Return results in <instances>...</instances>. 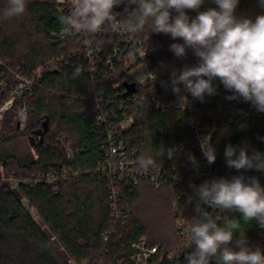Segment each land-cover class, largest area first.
Segmentation results:
<instances>
[{
    "label": "trees",
    "instance_id": "16d2710c",
    "mask_svg": "<svg viewBox=\"0 0 264 264\" xmlns=\"http://www.w3.org/2000/svg\"><path fill=\"white\" fill-rule=\"evenodd\" d=\"M7 5V0H0V13ZM215 6L212 0H205L200 10ZM121 12V7L115 9ZM69 8L59 10L50 0L28 1L26 12L22 16L10 19L0 18L1 56L10 63L12 69H19L26 75L47 60L57 56H67L74 49L81 47L78 37L70 34L61 37L66 28L62 27L58 16L67 14ZM264 9L258 6V0H240L237 15L252 18ZM190 17L195 11L188 12ZM140 35H148L167 45L161 55L165 61L174 60L177 71L185 65L194 66L197 58L189 50L185 58H179L170 51L173 40L170 35L157 34L150 30V22ZM102 47L97 61V72L91 76L85 71L84 61L70 59L68 65L46 71L38 78L34 93L25 99L28 105V120L24 130L17 126L18 107L24 102L16 99L13 108L5 114L0 140V158L4 162L7 174L33 175L45 173L50 169L60 172L68 170L67 176L61 177L56 187L46 183H20L13 187L0 177V264H71L68 258L55 247L52 235L63 248L66 255L79 263L120 264L119 260L134 251L132 243L146 237L151 246L158 245L157 254L150 264H176L171 262L167 253L180 245L182 235L177 227V220L183 217L190 228L196 216L195 204L188 203L194 197L192 185L199 186L206 180L233 176H255L264 186V172L229 168L224 156L228 144L233 146L249 145L256 151L264 152V117L254 123L243 124L239 120H230L227 107L224 110H205L204 118L208 123L216 122L219 130L212 138L216 150V161L210 175L195 173L188 155L198 156L193 146L191 128L186 122V114L178 108L157 110L143 107L130 100V93L139 92V87L131 83L129 68L114 60L113 71L106 64L112 55L113 47L118 44L115 37L97 36ZM77 65L82 66L80 74L74 75ZM217 91L230 95L219 80L214 81ZM93 86L100 93L102 108H114L109 121L119 119L125 112L134 116V123L127 130H120L119 136L128 148L137 150L138 168L142 157H152L156 166L146 171L161 170V174L171 179L173 175L182 178L181 183L168 181L156 187L148 180H141L137 185L122 188V201L131 208L125 225H118L121 235L119 241L106 242L104 233L111 225L110 189L106 175L99 170L105 160L103 145L107 139V124L96 119V112L88 88ZM0 103L5 93L0 90ZM222 97H216V102ZM122 105V106H121ZM49 119V130L44 132L42 142L31 145L38 155L15 152L7 148L19 136L29 137L40 128L43 121ZM61 135L69 137L73 145V157L69 158ZM179 151L167 158V149ZM164 152V153H163ZM163 153V155H162ZM187 192L188 196L184 193ZM27 200L35 209L48 229L42 228L33 218L25 205ZM209 212L211 208L201 205ZM223 223L225 218L240 220L241 230L245 232L248 245L264 252V229L256 221L245 223L240 213L231 211L220 213ZM234 234L231 247L235 249Z\"/></svg>",
    "mask_w": 264,
    "mask_h": 264
},
{
    "label": "clouds",
    "instance_id": "9594fccd",
    "mask_svg": "<svg viewBox=\"0 0 264 264\" xmlns=\"http://www.w3.org/2000/svg\"><path fill=\"white\" fill-rule=\"evenodd\" d=\"M27 3L28 0H7L0 18L22 16ZM212 3L215 7L200 10L205 0H70L69 12L59 15L58 20L62 27L78 31L86 44L89 40L102 43L96 39L101 33L141 32L150 22L151 32L182 41L170 45L175 56L185 58L190 50L198 60L194 66L173 70L169 81H161L162 86L170 85L174 94L183 90L193 99L205 102L206 96L216 95L214 81L219 80L232 93L225 97L227 100H242L264 113V12L252 18L236 14L240 0ZM121 5L123 11H115ZM258 6L264 9V0H258ZM189 11L197 14L190 17ZM81 71L82 66L77 65L74 75ZM144 77L155 82L157 73L144 72ZM201 150L208 164L215 163L216 150L208 137L202 138ZM178 151L167 149V158L172 159ZM224 156L229 168L264 172V152L247 144H228ZM188 159L198 168L194 156L189 154ZM139 166L147 170L156 163L150 156L142 157ZM191 187L194 197H189L188 203L195 198L196 216L188 229L187 241L195 247L186 255V264H211L213 259L216 264H264V252L248 245L240 220L225 218L218 223L221 217L217 213L201 207L203 204L219 213L238 212L245 223L256 221L264 229V186L258 178L241 174L231 179L213 178ZM237 232L238 250H234L230 245Z\"/></svg>",
    "mask_w": 264,
    "mask_h": 264
},
{
    "label": "built area",
    "instance_id": "2783aa9c",
    "mask_svg": "<svg viewBox=\"0 0 264 264\" xmlns=\"http://www.w3.org/2000/svg\"><path fill=\"white\" fill-rule=\"evenodd\" d=\"M50 1L54 2L59 10L69 8L70 5V0ZM120 7L122 12L123 5ZM70 34L80 39L82 44L81 47L74 49L67 56L63 55L50 58L45 63L36 67L30 75L24 74V72L19 69H12L10 63L2 58V51L0 49V90L5 93L4 99L0 103V140L5 114L13 108L16 99L24 100L17 109L16 120L17 126L20 129H25L28 120V105L26 104L25 99L34 93L35 88L38 86V78L43 73L68 65L70 59L84 61L85 71L91 76H94L97 72V61L102 52V47L98 45L96 40H89L86 44L85 37L74 29L63 30L61 37H66ZM99 36L115 37L118 40V44L113 47L112 55L106 59V64L111 70L114 71L116 69L114 63L115 59L129 68L130 74L133 69H139L138 75L131 74V83L136 84L140 89L139 92L130 93V100L132 102L139 106L152 107L157 110L164 111L168 108L180 107L184 111L186 114V122L191 128L194 140L193 146L198 151V156L196 158L199 165L198 168L193 167L191 164L195 173L203 172L210 175L214 165V163L208 164L206 158L203 156L201 140L204 137H208V141L212 144V138L219 130V126L216 122L208 123L204 118L205 110L212 109L221 111L227 107L230 120H239L243 124L254 123L264 117V113L256 111L250 103H246L242 100H227L225 97L229 96V94L224 96L221 91H217L214 96H206L205 102H200L193 99L189 93L184 92L183 90L177 95L172 92L170 85L168 87L162 86L161 81H169L172 71L168 69V64L171 61H165L161 58V55L167 50V45L158 39L151 38L148 35L142 36L139 32H132L131 30H125L118 34L110 32L101 33L98 34V37ZM146 52L147 54L145 56ZM175 70L177 71V66ZM149 71L157 73V80L155 82L144 77V72ZM88 91L94 105L93 109L96 112L97 121L100 123L108 122L107 139L103 145L105 160L101 163L98 169L106 175L109 186L111 187L109 203L112 218L114 219L104 233V240L106 242H115L121 239V235L118 232V225H125L127 223V218L131 213V208L122 201L123 187L135 186L141 180H148L154 183L156 187H160L168 181L181 183L182 178L173 175L172 178L169 179L166 176V173L161 174V170L150 172L139 169L137 150L128 148L119 136L120 130H127L132 126L134 123V116L124 112L121 118L109 121L110 114L113 115L115 113L114 108L106 107V110H104L102 108L103 99L100 93L97 92L93 86H90ZM1 95L2 94H0V96ZM218 96H221L222 99L216 102L215 100ZM60 140L63 143L67 156L69 158L73 157V145L70 138L61 135ZM32 152L34 157L38 158V155L33 148ZM3 170H5L4 162L0 158V177L7 180L13 187H17L20 183H31L34 185L46 183L56 187L59 179L61 177L65 178L68 174L66 168L61 170V174L55 169H50L45 173L25 176L7 174L4 173ZM184 193L188 196L186 191ZM210 212L214 215L216 213L217 215H220L219 210L211 209ZM177 227L181 232L182 242L180 245L168 251L167 257L171 262H175L176 264H186L185 257L194 250L195 246H189L188 244L187 234L189 227L183 217H180L177 220ZM131 246L134 251L128 256V260L124 258L120 259V264H150L152 256L157 254L159 249L158 245L151 246L146 237H142L133 242ZM82 264L90 263L84 262ZM211 264H216V261L213 259Z\"/></svg>",
    "mask_w": 264,
    "mask_h": 264
},
{
    "label": "rangeland",
    "instance_id": "374dc122",
    "mask_svg": "<svg viewBox=\"0 0 264 264\" xmlns=\"http://www.w3.org/2000/svg\"><path fill=\"white\" fill-rule=\"evenodd\" d=\"M168 69L170 71H173L176 69V64L174 61H171L169 64H168ZM139 73V69L138 68H135L131 71V74L132 75H138ZM24 130V129H21V131ZM31 143H30V140H29V137H26L24 135H21L19 136L14 142L8 144V146H6L7 148H9L10 150L12 151H15V152H22V153H27L29 152L30 150L32 151L31 149ZM4 173H6V170H3ZM25 201V205L26 207L29 209L30 213L32 214L33 218L37 221V223L44 229H48L47 225L42 221V219L40 218V216L36 213L35 209L29 204V202L27 200H24ZM52 239L54 240L55 242V247H57V251L58 252H61L63 255H65L67 258H68V261L71 263V264H81L79 262H77L75 259L73 258H70L68 255H66V253L64 252L63 248L60 247V245L58 244V242H56V238L54 235H52ZM215 260V259H214Z\"/></svg>",
    "mask_w": 264,
    "mask_h": 264
},
{
    "label": "water",
    "instance_id": "95a60500",
    "mask_svg": "<svg viewBox=\"0 0 264 264\" xmlns=\"http://www.w3.org/2000/svg\"><path fill=\"white\" fill-rule=\"evenodd\" d=\"M49 130V119L46 118L43 121V124L40 128L33 131V133L29 136V140L31 145H34L37 141V137L39 138V142H42L43 140V134L44 132H47Z\"/></svg>",
    "mask_w": 264,
    "mask_h": 264
}]
</instances>
